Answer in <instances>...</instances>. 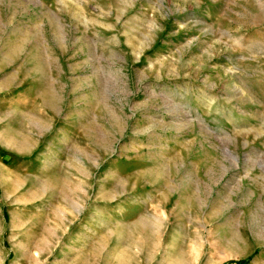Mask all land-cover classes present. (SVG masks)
<instances>
[{"label":"rangeland","instance_id":"obj_1","mask_svg":"<svg viewBox=\"0 0 264 264\" xmlns=\"http://www.w3.org/2000/svg\"><path fill=\"white\" fill-rule=\"evenodd\" d=\"M264 264V0H0V264Z\"/></svg>","mask_w":264,"mask_h":264},{"label":"trees","instance_id":"obj_2","mask_svg":"<svg viewBox=\"0 0 264 264\" xmlns=\"http://www.w3.org/2000/svg\"><path fill=\"white\" fill-rule=\"evenodd\" d=\"M239 264H241V263H239Z\"/></svg>","mask_w":264,"mask_h":264}]
</instances>
